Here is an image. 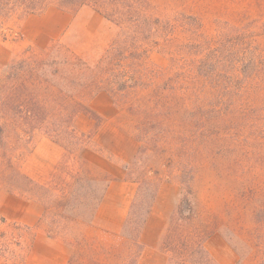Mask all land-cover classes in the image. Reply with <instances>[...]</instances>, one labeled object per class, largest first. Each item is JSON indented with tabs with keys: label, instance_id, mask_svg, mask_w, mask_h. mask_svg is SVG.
I'll return each mask as SVG.
<instances>
[{
	"label": "rangeland",
	"instance_id": "374dc122",
	"mask_svg": "<svg viewBox=\"0 0 264 264\" xmlns=\"http://www.w3.org/2000/svg\"><path fill=\"white\" fill-rule=\"evenodd\" d=\"M138 2L149 17L169 22L173 30L165 39L157 37L142 59L143 87L122 93L110 91L106 66L96 72L119 28L91 5L80 6V0H48L38 13L57 9L78 19L45 51L32 45L40 44L44 36L36 33V25L25 21L32 14L6 22L0 36V81L17 62L30 67L39 64L37 71L19 80L29 91L25 104L20 103L48 109V119L28 126L0 119L5 125L0 192L42 201L43 224L52 237L76 224H87L90 206L106 179L86 171L76 157L77 147L70 153L62 148L55 172L43 187L26 174L33 167L30 156L42 138L52 141L45 133L58 123V112L65 114L64 125L71 127L77 115L97 125L118 117L121 127L133 132L139 147L127 174L141 191L136 205L141 215L147 208L141 200L149 201L154 188L162 184L179 188L176 213L184 193L178 175L185 170L193 175V226L204 236L212 263L264 264V0ZM90 12L98 13L102 22ZM53 23L52 19L43 21V33ZM243 51L255 56L245 73L241 72ZM203 58L208 63L205 74L199 75L197 65ZM91 71L97 73V81ZM12 89L10 84L4 88L10 95ZM86 108L89 114L83 112ZM87 143L85 147H95L93 141ZM95 178L98 182H93ZM175 213L162 241L166 264L163 242ZM130 234L125 232L129 240ZM28 239L27 228L5 224L0 217V264H24ZM81 248L83 254L72 264H138L140 253L132 241L116 254L102 250L93 255L85 244Z\"/></svg>",
	"mask_w": 264,
	"mask_h": 264
},
{
	"label": "crops",
	"instance_id": "0c3cea01",
	"mask_svg": "<svg viewBox=\"0 0 264 264\" xmlns=\"http://www.w3.org/2000/svg\"><path fill=\"white\" fill-rule=\"evenodd\" d=\"M89 14L102 22L98 13ZM48 19L54 21L53 27L43 33L42 22H48ZM75 19L78 18L57 9L27 16L25 21L36 25V33L44 34L40 44L32 42L33 47L41 51L49 49L65 35ZM117 118L112 116L98 125L82 115L73 119L74 131L90 135L95 144L94 148H81L77 157L90 175L106 179L87 224H76L69 228L71 230L51 237L49 229L43 224L45 204L42 201L26 195L0 192V217L3 222L28 229L24 264H72L83 254V244L93 255L102 250L106 254L115 250L116 254L121 246L131 245L125 229L138 185L128 177L127 171L135 163L139 147L133 132L121 127ZM62 153V147L52 141L42 138L37 142L30 156L33 167L26 172L33 183L46 186ZM178 196V186H159L150 213L139 232L141 251L138 264H166L162 241L167 224L175 213ZM81 261L85 263L87 260Z\"/></svg>",
	"mask_w": 264,
	"mask_h": 264
},
{
	"label": "trees",
	"instance_id": "16d2710c",
	"mask_svg": "<svg viewBox=\"0 0 264 264\" xmlns=\"http://www.w3.org/2000/svg\"><path fill=\"white\" fill-rule=\"evenodd\" d=\"M48 0H0V36L4 31L5 24L15 16L35 14L44 8ZM91 5L103 15V17L119 28V33L110 44L104 56L100 60L96 72L104 70L109 73L107 85L111 92H125L127 90H138L143 87L142 73L139 70L142 59L147 56L148 48L156 44V38H166L173 30L169 22H161L159 19L149 17L138 0H80V6ZM241 69L245 73L246 67L252 64L255 56L249 52H241ZM208 60L203 58L197 65V73L202 75ZM36 66H27L24 61L11 65L3 75L0 83V119L4 117L11 119L15 124L21 123L25 126L32 125L36 120L46 122L48 119V109L38 108L32 104L24 106L25 94L29 91L24 87L20 78L25 75H32ZM103 71V70H102ZM92 73L94 71H91ZM97 73L94 72V81H97ZM19 82V83H18ZM10 84L13 86V93L8 94L4 90ZM2 89V90H1ZM24 102L20 103V102ZM61 111V110H58ZM84 113L89 114L88 109ZM54 124V129L45 134L54 143L61 146L65 152L80 150L91 142L89 135L77 134L71 126H65V114L58 112ZM42 118V119H41ZM34 131V130H32ZM5 135V125L0 123V144ZM87 143V144H86ZM70 153V152H69ZM72 156H75L71 152ZM77 157V154H76ZM193 175L187 174L185 170L180 171L178 182L183 188V197L179 202L173 225L169 229L167 237L163 242V249L167 254V264H213L205 248V238L193 226L194 212L190 202L192 195L191 184ZM93 182L98 180L93 179ZM103 189V188H102ZM93 200L90 211L100 196ZM157 188L150 200H141L147 205L146 213L141 215L139 208L136 209L141 191L137 190V195L133 200L126 223V229L130 234L131 241L139 253L141 248L138 243V236L146 216L150 213L155 199ZM140 205V204H139ZM143 216V218H141ZM3 221V220H2ZM49 236H51L49 234ZM52 237V236H51Z\"/></svg>",
	"mask_w": 264,
	"mask_h": 264
}]
</instances>
